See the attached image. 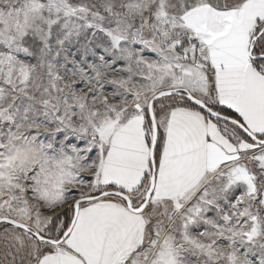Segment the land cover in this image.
Here are the masks:
<instances>
[{"label":"snow or ice","instance_id":"snow-or-ice-1","mask_svg":"<svg viewBox=\"0 0 264 264\" xmlns=\"http://www.w3.org/2000/svg\"><path fill=\"white\" fill-rule=\"evenodd\" d=\"M0 264H264V0H0Z\"/></svg>","mask_w":264,"mask_h":264}]
</instances>
